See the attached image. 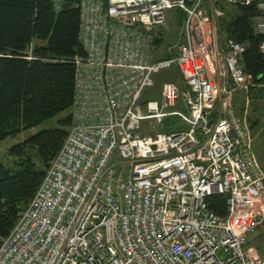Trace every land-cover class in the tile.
<instances>
[{"label": "built area", "instance_id": "1", "mask_svg": "<svg viewBox=\"0 0 264 264\" xmlns=\"http://www.w3.org/2000/svg\"><path fill=\"white\" fill-rule=\"evenodd\" d=\"M78 8L72 121L0 238V264H264L250 242L252 234L264 242V170L248 100L235 105L252 78L240 63L244 44L218 34L223 12L205 0H78ZM172 8L183 15L180 39L162 54ZM258 9L254 30L264 33V0ZM171 67L178 79L146 100L153 74ZM166 118V132L141 133L144 119ZM214 193L225 216L208 208Z\"/></svg>", "mask_w": 264, "mask_h": 264}, {"label": "trees", "instance_id": "2", "mask_svg": "<svg viewBox=\"0 0 264 264\" xmlns=\"http://www.w3.org/2000/svg\"><path fill=\"white\" fill-rule=\"evenodd\" d=\"M230 1L215 2L221 11V3L230 6L216 19L218 34L245 46L240 63L252 78L247 98L254 107L264 101V33L255 32L253 22L262 14L261 0ZM79 22L78 0H63L58 9L52 0H0V141L71 109L73 59L83 54ZM71 121L69 112L58 118L59 127L39 130L8 149L10 163L0 164V238L37 190ZM248 121L252 129L258 117L248 113ZM206 200L211 211L226 215L223 195Z\"/></svg>", "mask_w": 264, "mask_h": 264}, {"label": "rangeland", "instance_id": "3", "mask_svg": "<svg viewBox=\"0 0 264 264\" xmlns=\"http://www.w3.org/2000/svg\"><path fill=\"white\" fill-rule=\"evenodd\" d=\"M206 4H212L214 7H218L215 2L216 0H205ZM224 8H222V12L227 13V11L230 10V6L227 4H223ZM179 10L177 8L169 9L165 12L166 15V26L167 28L164 30V39L160 46L161 53L165 51L166 47L168 45L173 44L175 41L180 39V36H178V33L181 31V25L179 23ZM215 27L217 29L218 23L215 22ZM177 76L176 69L173 67L171 68H164V70H161L155 74H153V81L154 84L152 87L147 88L144 90V98L146 100H154L159 99L160 96V88L162 86V83H164L165 80H170ZM178 79V76H177ZM177 82V81H176ZM179 85H181L180 81L177 82ZM243 92H239L235 95V105L237 109H241V107L246 106L247 103V110L250 117H258V122L255 124L254 128L251 129L252 132V143H253V151L256 155V158L258 159L259 164L263 167L264 170V101L261 100L262 98H259V100L256 101V104L253 105L250 104L249 99L246 96V99H244ZM250 104V105H249ZM71 112V109L67 112H61L57 114L55 117L49 118L40 124L34 126L33 128L26 129L21 131V133H18L16 135H13V137H5L0 141V164L2 165H8L10 163V156L7 154V151L10 147H12L14 144H17L18 142L23 141L25 138H27L30 135H33L34 133L38 132L39 130L45 129V128H53V127H59L58 118L63 117L67 115V113ZM172 119H175V117H172ZM172 119L166 118L162 124H159L156 120L152 119H144V121L141 122V133L143 135H153L156 132H166L168 130L169 124L172 122ZM255 118L250 119L251 123L253 122ZM262 239L258 238L257 234H252L250 238L251 244L258 248L259 252L263 253V247L264 242L261 241Z\"/></svg>", "mask_w": 264, "mask_h": 264}, {"label": "crops", "instance_id": "4", "mask_svg": "<svg viewBox=\"0 0 264 264\" xmlns=\"http://www.w3.org/2000/svg\"><path fill=\"white\" fill-rule=\"evenodd\" d=\"M255 248H256V247H255ZM257 251H258V253H261L262 250L259 252V250H258V248H257Z\"/></svg>", "mask_w": 264, "mask_h": 264}]
</instances>
